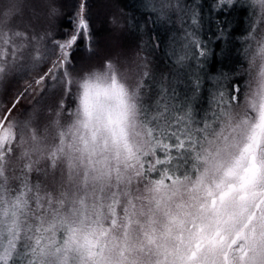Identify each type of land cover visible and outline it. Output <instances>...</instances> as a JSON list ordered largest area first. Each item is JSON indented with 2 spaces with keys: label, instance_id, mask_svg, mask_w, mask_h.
Instances as JSON below:
<instances>
[{
  "label": "snow or ice",
  "instance_id": "snow-or-ice-1",
  "mask_svg": "<svg viewBox=\"0 0 264 264\" xmlns=\"http://www.w3.org/2000/svg\"><path fill=\"white\" fill-rule=\"evenodd\" d=\"M0 264H264V0H0Z\"/></svg>",
  "mask_w": 264,
  "mask_h": 264
},
{
  "label": "trees",
  "instance_id": "trees-1",
  "mask_svg": "<svg viewBox=\"0 0 264 264\" xmlns=\"http://www.w3.org/2000/svg\"><path fill=\"white\" fill-rule=\"evenodd\" d=\"M120 5L125 8V11H130L134 4V0H118ZM239 34V33H237Z\"/></svg>",
  "mask_w": 264,
  "mask_h": 264
},
{
  "label": "rangeland",
  "instance_id": "rangeland-1",
  "mask_svg": "<svg viewBox=\"0 0 264 264\" xmlns=\"http://www.w3.org/2000/svg\"><path fill=\"white\" fill-rule=\"evenodd\" d=\"M237 35H239V34H237Z\"/></svg>",
  "mask_w": 264,
  "mask_h": 264
}]
</instances>
